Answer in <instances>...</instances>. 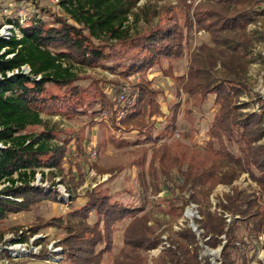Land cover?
I'll list each match as a JSON object with an SVG mask.
<instances>
[{
	"label": "trees",
	"instance_id": "16d2710c",
	"mask_svg": "<svg viewBox=\"0 0 264 264\" xmlns=\"http://www.w3.org/2000/svg\"><path fill=\"white\" fill-rule=\"evenodd\" d=\"M141 1L62 0L65 18L54 16L47 22L33 17L24 26L19 19L7 22L14 30L9 37L0 36V186H4L0 190V221L11 213L30 211L43 201H59L57 191L34 185L38 174L45 175L44 168H59L66 153V147L57 144V126L42 115L68 119H100L107 115L112 128L139 133L134 144L109 134L108 139L116 148L159 145L154 158L160 161L163 182L173 183L176 171L181 183L177 190L188 194L180 197V206L173 203L172 207L182 219L187 207L197 206L200 219L195 223L200 234L185 224L168 238L170 246L163 247L162 235L154 236L156 228L142 214L144 206L124 204L94 190L87 194L84 205L46 224L66 230L61 241L65 263L102 264L103 256L113 250L114 226L131 220L125 230L126 248L115 264H147L140 252L160 246L163 249L153 264H212L202 255L206 248H222L221 264H239L240 257L243 264H248L247 246L253 238L264 235V210L260 196L233 185L248 173L264 192V112H243L250 107L240 98L247 92L248 68L256 62L252 56L255 40L243 36L239 39L234 34L242 35L264 16V8L259 10L264 0H204L198 8L199 29L211 35L215 47L201 45L192 56L187 79L178 80L194 96L216 95L219 111L204 151L179 142L170 148L161 143V137L154 136L155 123L150 119L163 112L158 92L149 82L136 84L133 98L121 106L111 101L99 82L90 87L78 84L82 78L73 71L76 66L102 69L129 79L164 60L183 57L184 32L170 6H164L161 12L169 16H160L159 24L147 33L132 34L127 23L131 16L135 21L143 18L135 12ZM140 10L145 18L150 17ZM260 39L257 37L258 42ZM96 40L101 42L96 44ZM25 66L29 67V74L22 71ZM15 70L19 73L7 76ZM259 101L264 110V101ZM174 110L167 127L170 133L176 130ZM33 127L42 130L29 132ZM224 138L238 149L239 155L229 150ZM63 142L68 144V140ZM221 185L231 187V191L220 198L212 211L211 196ZM161 191L160 187L158 192ZM93 214L96 220L92 223Z\"/></svg>",
	"mask_w": 264,
	"mask_h": 264
},
{
	"label": "rangeland",
	"instance_id": "374dc122",
	"mask_svg": "<svg viewBox=\"0 0 264 264\" xmlns=\"http://www.w3.org/2000/svg\"><path fill=\"white\" fill-rule=\"evenodd\" d=\"M203 3L204 0L159 2L142 0L135 12L143 18L135 21L131 16L127 23V26L132 28V34L147 33L153 26L159 24L160 16L162 19L169 16L161 12L164 6H170L174 8L184 32L183 57L173 61L164 60L152 69L129 79H122L102 69L76 66L73 71L82 78L78 84L90 87L99 82L103 92L111 101L121 106L133 98L136 84L141 81L149 82L151 88L158 92L157 100L163 112L162 116L156 115L150 119V122L155 123L154 136L161 137L163 139L161 143L167 144L170 148H173L175 142H179L197 151L206 150L211 141L209 129L219 111L216 95L207 93L194 96L191 92L187 93L184 82L178 80L187 79L192 56L201 45L205 44L212 49L215 47L211 35L199 29L197 24L198 8ZM262 8L264 5L260 6L259 10ZM140 9L150 17L146 15V19ZM54 16L66 17L60 2L0 0V30L9 20L23 17L26 21L21 24L25 25L33 17L50 22L54 20ZM234 36L239 39L243 36L255 40L252 56L256 58V62L248 68L245 80L247 92L240 98V102L250 104V107L243 109V112L263 114L264 110L261 109L259 100L264 101V16L249 25L245 33L241 35L238 32ZM257 37H261V41L258 42ZM95 42L98 44L101 41ZM122 95L126 97L124 102L121 100ZM173 110L177 112L176 130L170 133L167 127ZM42 117L51 125L57 126L59 139L56 143L60 146L64 145L66 153L60 167L44 168L42 171L45 175L42 177L38 174L34 185L46 191H57L60 194L59 201H43L30 211L11 213L0 221V264H67L64 247L61 244L67 235L66 230L49 227L46 224L52 218L65 217L76 207L85 204L87 194L94 190L107 193L124 204L144 206L145 210L142 214L150 220V225L156 228L157 233L154 236L162 235L163 247L170 246L168 238L174 237V232L179 231V227L183 228L185 224L190 227L191 222L196 225L195 220L200 219L197 207H187L183 218H178L180 212H176L175 207L181 205L180 197L183 195L188 197V194H182L177 190V186L181 183L176 171L173 172V183L163 182L164 178L160 176V161L154 158V151L159 145L155 148L153 145L116 148L108 139L109 134L134 144L138 140L139 133L136 130L127 132L112 128L107 115H103L100 119L90 117L68 119L46 114ZM41 130V127H33L29 132ZM64 140H68V144L63 142ZM224 140L229 150L239 155L238 149L231 145L227 138ZM233 186L255 192L258 197L260 196L259 202L264 210V192L251 181L248 173H244ZM3 187L0 186V190ZM160 187L162 191L158 192ZM230 191L231 187L228 186L217 187L211 196L212 211L216 210L215 206L220 198ZM173 203L176 204L175 207H172ZM187 211L192 213V217L186 216ZM95 220L96 216L93 214L90 222L93 223ZM130 223L131 220H127L114 226L113 250L103 256L102 264H115V260L126 248L125 230ZM161 247L149 252H140L141 256L146 258L147 264H153L159 257L163 249ZM221 252L220 248L217 250L206 248L202 255L208 257L212 264H221ZM245 255L248 264H264V235L259 239H252ZM238 263L243 264L241 257Z\"/></svg>",
	"mask_w": 264,
	"mask_h": 264
},
{
	"label": "built area",
	"instance_id": "2783aa9c",
	"mask_svg": "<svg viewBox=\"0 0 264 264\" xmlns=\"http://www.w3.org/2000/svg\"><path fill=\"white\" fill-rule=\"evenodd\" d=\"M53 2H55V3H59L60 2V0H53ZM20 23H24L26 20L23 18V17H21L20 19ZM14 30V26L13 25H9V24H7V25H5L1 30H0V36H4V37H9L10 35H11V32ZM3 52H0V55L2 54ZM22 71L24 72V73H26V74H29L30 73V69H29V67H27V66H25V67H23L22 68ZM17 73H19V71L18 70H15V71H11V72H8L7 73V76L8 77H11V76H13V75H15V74H17ZM1 78H3V76L2 75H0V79ZM121 100H123L122 102H124V101H126V97H125V95H122L121 96ZM0 148H3V145L0 143ZM190 207V206H189ZM188 207V208H189ZM191 207H197V206H195V205H191ZM190 209H188V211H189ZM187 211V212H188ZM183 225V224H182ZM184 227V226H183ZM182 227H179L178 229L180 230ZM195 232H197L198 234H200V232L198 231V226H196L195 227V229H193ZM162 248V247H161ZM221 249V248H220Z\"/></svg>",
	"mask_w": 264,
	"mask_h": 264
},
{
	"label": "water",
	"instance_id": "95a60500",
	"mask_svg": "<svg viewBox=\"0 0 264 264\" xmlns=\"http://www.w3.org/2000/svg\"><path fill=\"white\" fill-rule=\"evenodd\" d=\"M190 227H191L192 229H195L196 225L194 224V222H191ZM220 251H222V248L220 249Z\"/></svg>",
	"mask_w": 264,
	"mask_h": 264
},
{
	"label": "bare ground",
	"instance_id": "6f19581e",
	"mask_svg": "<svg viewBox=\"0 0 264 264\" xmlns=\"http://www.w3.org/2000/svg\"><path fill=\"white\" fill-rule=\"evenodd\" d=\"M187 217H192V213L191 212H188V214H186Z\"/></svg>",
	"mask_w": 264,
	"mask_h": 264
},
{
	"label": "crops",
	"instance_id": "0c3cea01",
	"mask_svg": "<svg viewBox=\"0 0 264 264\" xmlns=\"http://www.w3.org/2000/svg\"><path fill=\"white\" fill-rule=\"evenodd\" d=\"M86 201H87V199L85 200V203H86ZM82 205H84V204H82Z\"/></svg>",
	"mask_w": 264,
	"mask_h": 264
}]
</instances>
